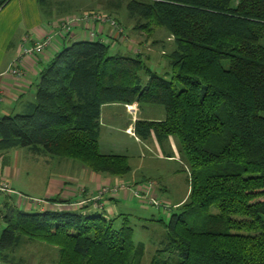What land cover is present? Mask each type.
Instances as JSON below:
<instances>
[{
  "label": "trees",
  "instance_id": "16d2710c",
  "mask_svg": "<svg viewBox=\"0 0 264 264\" xmlns=\"http://www.w3.org/2000/svg\"><path fill=\"white\" fill-rule=\"evenodd\" d=\"M107 6L135 21L133 30L172 38L165 73L140 54H112L101 40L69 41L42 64L28 111L0 118V152L24 149L124 179L132 172L128 157L100 151L102 108L161 107L164 119L137 120L134 134L143 142L179 140L190 192L179 212L160 221L164 248L150 264H264V0ZM128 217L110 218L92 204L30 212L9 206L2 259L11 262L31 244L55 249L54 264H142L145 249L135 245Z\"/></svg>",
  "mask_w": 264,
  "mask_h": 264
},
{
  "label": "crops",
  "instance_id": "0c3cea01",
  "mask_svg": "<svg viewBox=\"0 0 264 264\" xmlns=\"http://www.w3.org/2000/svg\"><path fill=\"white\" fill-rule=\"evenodd\" d=\"M97 2L101 4V0L94 3L96 4ZM69 14L73 13L56 11L51 2L47 5V11H42L37 0H9L0 7V118L25 114L28 111L29 105L35 103L36 85L39 82V72L42 64L50 60L69 41L81 39L101 40L108 44L117 45L114 41L111 43L113 39L117 38V34L113 35L114 30L110 24L104 25L90 22L89 26L87 24L77 27L73 26L70 34L57 35L59 24L76 16L75 13L74 15ZM47 35L53 36V43L47 47L42 55L38 56L37 60L21 56L23 48L31 47L34 42L41 40ZM17 59L22 61L21 64L24 69V77L22 79H17L8 73L9 67ZM127 107L129 106L113 104L102 108L99 139L100 151L102 147V131L105 126V123H103L104 109L107 110V118L110 119L109 122L111 123L107 128L134 137L138 143H153L156 147L162 149L163 147L154 137L144 142L137 138L134 134V124L137 120L161 121L164 119V115L158 114V110H155L156 112L145 116L144 111L139 109L137 105H130L132 108L131 112L127 110ZM114 118L116 119L114 120ZM129 131H133V134L131 135ZM171 138L165 141L172 143ZM101 152L112 154L107 153L108 151ZM162 155L168 159L174 158L171 153L164 152ZM58 159L34 155L24 149L0 152V179L5 180L11 189L9 192H0V235L6 227L4 216L9 206L27 212L33 210H66L68 205L63 204V202L70 201L73 204L75 203L74 205L72 204L73 206L81 208L87 202L93 201V198L102 187L113 189L116 186L129 185L131 187L132 183L135 186L140 183L133 180L132 176L119 179L98 175L86 170V168L77 166L70 160L66 162L63 159ZM56 164L59 167L58 174L51 177L45 176L43 182L39 184L38 190L40 192L38 194L40 195L32 197L34 195L30 196L24 193L28 191L34 194L33 192L36 190V187L27 185V178H33V174L37 175L38 173L35 172H38L39 168L43 166L53 165L55 167ZM71 172H75V175H71ZM124 190L117 191L111 196L109 194V197L103 199L101 204H103L102 207L104 206L108 217L118 216L117 205L131 199V190L128 188ZM84 191H87L85 195L81 193ZM52 200H57V202H52ZM21 250L19 249L12 256V261L9 263L3 261L0 252V264H43L44 261H41V257L32 258L29 256V260L25 262ZM54 262L55 260L50 261L53 264ZM45 264L47 263L45 262Z\"/></svg>",
  "mask_w": 264,
  "mask_h": 264
},
{
  "label": "rangeland",
  "instance_id": "374dc122",
  "mask_svg": "<svg viewBox=\"0 0 264 264\" xmlns=\"http://www.w3.org/2000/svg\"><path fill=\"white\" fill-rule=\"evenodd\" d=\"M2 1L4 0H0V4ZM48 1L54 5L56 11L73 13L69 15H74L75 13L76 17L80 18L85 14H96L101 17V24H110L114 30L113 35L117 34V38L113 39L111 43L114 41L118 45L109 44L111 46L110 52L112 54H140L145 60L147 66L158 74L163 75L167 70L164 56H167L173 49L172 38L160 30H156L151 37H148L145 33H141L135 29L133 30V27L136 24L135 21H129L124 17L125 15L122 10H120V13H117L114 9L108 8L107 3L110 2L115 4L117 0H101V4L98 2L96 4L94 3L98 0ZM41 9L42 11H47L45 3L41 5ZM110 10L114 11L111 12ZM83 23L84 22L77 23L75 26H81ZM142 109L145 116L152 112H156L155 110H158V114L164 115V110L161 107L145 105ZM115 119L116 118H114V120ZM109 121L110 119L107 118V110L104 109L103 123H105V126L102 131L101 151H108L107 153L128 157L129 164L132 168L130 176H132L131 178L133 180L140 182L136 186L131 182V187L134 186L135 188H131L129 185H124V188L131 190L132 197L130 200L123 201L117 205V215H129L128 222L134 230V243L135 245L143 246L145 249L142 264H150L155 252L164 248L166 229L161 222L167 223L171 214L179 212L180 208L178 207L187 200L190 192V166L181 155L180 143L176 137L171 138L172 143L169 141H161L160 145L163 147L161 149L156 147L153 143H138V141H135L136 139L134 137L107 128L110 126L109 124H111ZM129 133L132 135L133 131H130ZM164 152L171 153L174 158L168 159L162 155ZM63 160L66 162L69 161L68 159ZM70 161L79 167L85 168L77 161ZM56 166H43L39 168L38 172H35L38 173L37 175L32 173L33 178H27L26 182L29 187H36V190H34V194L28 191L24 193L30 196L34 195L32 197L40 195L38 194L40 192L38 190L39 184L43 182L45 176L51 177L52 175L56 176L58 174L59 167L57 166V168ZM71 175H75V172H71ZM148 186H150L151 189L143 188ZM104 188L108 187H102L99 193L102 192ZM143 190H145L146 193H144ZM135 191H138L140 195L134 196L133 192ZM81 193L85 195L87 191ZM114 193L115 192H109L108 194L111 196V194ZM109 196L106 194L102 196L101 199L87 202L86 205L92 204L94 208L104 209V206L102 207L103 204L101 203L104 198ZM152 199L156 202L154 205L151 203ZM72 204L68 205V209L79 208L78 206H73L75 203ZM21 253L23 254L22 256L25 259V262L29 260V256L32 258L41 257V261H44L43 264H45V262L47 264H53L50 263V261L57 259L55 249L46 248L44 246L37 247L31 244L26 245V247L21 250ZM172 255L173 251H169L167 254H164L163 258Z\"/></svg>",
  "mask_w": 264,
  "mask_h": 264
},
{
  "label": "built area",
  "instance_id": "2783aa9c",
  "mask_svg": "<svg viewBox=\"0 0 264 264\" xmlns=\"http://www.w3.org/2000/svg\"><path fill=\"white\" fill-rule=\"evenodd\" d=\"M97 22V23H101L100 21H102L101 17L99 15L96 14H85L83 17H76L73 16L69 19H66L64 21H62L59 24V32L57 33V35L61 34V35H67L71 33L72 27L75 26L77 23H81L84 22L83 24H89L90 22ZM53 43V36L52 35H47L44 38H42L41 40H38L36 42L33 43V45L29 48H23L22 52H21V56L28 58V59H33V60H37L38 56L42 55L44 53V51L47 49L48 46H50ZM22 61L21 59H17L15 61H13V63L11 64V66L9 67L8 73L10 75H12L13 77L17 78V79H22L24 77V69L22 66ZM131 107H127V110L131 112ZM130 132V131H129ZM148 188L151 189L150 186H148ZM124 188V185L121 186H116L113 189L110 188H104L102 190V192L98 193V195L93 198V200L96 199H101L102 196L108 194L109 192H117L120 191ZM10 186L9 184L5 181V180H1L0 179V192H9ZM144 193H146L145 190H143ZM134 196H139L140 193L138 191L133 192ZM152 205H154L156 202L152 199L151 200Z\"/></svg>",
  "mask_w": 264,
  "mask_h": 264
}]
</instances>
